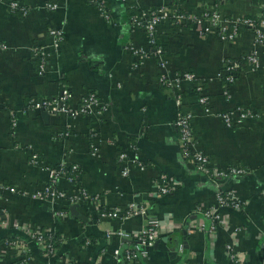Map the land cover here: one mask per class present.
<instances>
[{"label": "crops", "instance_id": "0c3cea01", "mask_svg": "<svg viewBox=\"0 0 264 264\" xmlns=\"http://www.w3.org/2000/svg\"><path fill=\"white\" fill-rule=\"evenodd\" d=\"M10 1L0 2V44L5 46L0 51V187H5L0 190L5 219L0 220V264L14 262L15 251L5 247V239L29 240L13 223L61 236L62 247L50 261L32 247L34 264H115L114 256L135 245L147 219L122 221L101 214L132 203L147 207L160 222V239L147 257L132 264H235L228 244L240 264H263L264 46H256L253 32L244 29L235 40L222 42L198 27L179 29L164 22L158 28L160 56L146 32L132 25V12H148L170 0H94L106 6L110 20L90 0H18L27 7L26 15L12 12ZM48 3L60 8L50 11ZM181 9L192 16L217 10L225 19L258 17L264 14V0H187ZM53 28L64 32L56 49L49 34ZM35 48L49 52L43 73ZM254 50L258 67L246 68L226 93L224 61ZM136 51L145 55L139 64ZM164 71L190 72L204 81L212 112L200 106L191 83L185 82L180 93L163 88ZM63 89L73 96L71 108L94 92L106 109L91 116L26 112L31 98L51 99ZM240 107L259 116L228 128L220 114ZM182 108L193 115L196 147L208 156L212 170L240 166L245 175L215 179L184 160L175 126ZM122 151L129 156L127 176L118 161ZM62 164L80 168L77 185L60 179L66 198L54 204L38 198L49 169ZM163 175L178 186L175 193L158 192ZM78 188L93 199L77 204L73 213L71 198ZM219 191L233 192L241 207H220L223 223L211 232L205 212L216 208ZM57 211L65 218L55 217ZM119 231L128 237H108Z\"/></svg>", "mask_w": 264, "mask_h": 264}, {"label": "built area", "instance_id": "2783aa9c", "mask_svg": "<svg viewBox=\"0 0 264 264\" xmlns=\"http://www.w3.org/2000/svg\"><path fill=\"white\" fill-rule=\"evenodd\" d=\"M123 1L126 2L127 0ZM176 1L178 2V4L175 6L176 8H170L168 4H166L148 12L135 14L132 17V25L137 28H142L146 32L152 47L156 49L157 54L160 56L162 55L163 50L160 44L157 47V43H159L158 28L164 22H169L173 26H177L179 29L190 26L198 27L204 36H216L222 42L233 41L238 37L242 30L248 29L253 32L256 46H264V19H261V16L256 17L260 18L259 21H256L254 17L225 19L217 10H206L199 15L192 16L184 13L181 9L182 4L187 0ZM0 2H2V0H0ZM90 2L97 5L100 13L106 18V20L111 19V14L106 6L99 4L94 0H90ZM9 7L14 13L19 11H21L23 15L28 13L27 7L18 0L10 1ZM46 7L50 11H56L60 8L57 3H48ZM49 34L52 39L53 49L58 48L59 44L63 41L64 32L58 28H53L50 30ZM4 48L5 46L0 44V51ZM34 54L40 59V72L43 73L46 70L49 52L46 48H35ZM135 55L138 64L143 59V57H145V55L138 51L135 52ZM259 63L260 56L257 50H254L251 53H248L236 60H225L224 68L221 74L224 81L225 92H228L227 89L235 84L239 78V75L245 71L246 68H256L258 67ZM161 66L163 69H165L166 63L161 61ZM185 82L191 83L193 85L194 89L199 95L198 103L200 106H202L203 110L206 113L212 112L211 98L207 92L205 82L198 80L194 74L190 72L170 74L169 72L164 71L160 77L161 86L174 89L177 93L182 92V86L185 84ZM72 98L73 96L68 89H63L57 97L51 99L34 97L29 100L26 106V112H42L43 114L49 115L69 114L71 116H77L82 114L91 116L95 114L98 109H106L103 102L94 92H87V94L82 98L81 104L77 109L71 108L69 105ZM176 100L178 106L182 107L180 97H177ZM258 116L259 114L256 112V110L247 107H240L220 114L222 121L228 128H239L247 120L251 118H257ZM192 119V113L187 112L182 108L175 121V126L179 133V143L184 160L197 166L200 171L215 179L245 175L247 171L240 166H233L222 171L212 170L208 156L200 152L196 147V140L192 133L191 127ZM118 161L122 166V174L127 176L129 174L128 153L123 151L120 152ZM33 162L36 164L39 163V157L34 156ZM136 165L143 169V166L140 163H137ZM79 174H81V171L78 166H68L62 164L61 166L49 169L48 182L41 190H39L38 198L53 204L62 198H66L67 193L61 192L58 188L59 180L65 179L70 185L76 186L78 183ZM76 179L77 182L74 183L73 181ZM157 188L161 195H170L178 190V186L173 184L165 175L159 178L157 182ZM3 189H5V187L1 186L0 190ZM76 191L77 192L74 193L75 196L73 195V198H71L72 204L75 205L87 202L90 203L92 201L93 198L86 191L81 190L80 188L76 189ZM223 206L239 208L241 207V204L233 192L219 191L217 195L216 208L211 212H205V216L210 218L212 221L209 228L211 232H215L223 223V216L219 210V208ZM65 214L66 213L64 211H57L54 215L57 218H65ZM101 215L103 217L122 221L128 220L134 216H142L147 219L146 226L143 228L140 235L134 240L135 245L132 248H128L124 256H114L115 264H132L139 258L147 257L149 255L150 249L155 245L157 240L160 239L159 220L151 216L147 207L142 204L132 203L123 210H104ZM0 220L5 219L0 217ZM2 225L5 226L6 221H4ZM12 227L27 235L29 239L25 240L20 237H16L4 240L5 247L15 251L13 264H34L33 246H35L36 250L49 261L57 257L59 250L54 246L53 234L55 233L51 231H44L33 226L22 227L15 223L12 224ZM112 236H118L119 238L128 237L127 234L121 231L114 232L112 234L108 233L109 238ZM226 248L232 261L235 264H240V258L234 251L232 244H228ZM182 251L183 248L181 247L180 252Z\"/></svg>", "mask_w": 264, "mask_h": 264}, {"label": "trees", "instance_id": "16d2710c", "mask_svg": "<svg viewBox=\"0 0 264 264\" xmlns=\"http://www.w3.org/2000/svg\"><path fill=\"white\" fill-rule=\"evenodd\" d=\"M176 4H178V2L176 0H170V2L168 3V6L170 8H176ZM154 9H157V8H154ZM133 16L135 15V12H132ZM261 19H264V14L260 17ZM260 18H256L254 17V19L256 21H259ZM159 46V43H157V47ZM163 88H165L164 86H162ZM80 176V174L78 175V177ZM74 183L77 182V179L73 181ZM53 240H54V246L60 250L61 247H62V241H61V236L59 234H53ZM124 264H128V263H124Z\"/></svg>", "mask_w": 264, "mask_h": 264}, {"label": "water", "instance_id": "95a60500", "mask_svg": "<svg viewBox=\"0 0 264 264\" xmlns=\"http://www.w3.org/2000/svg\"><path fill=\"white\" fill-rule=\"evenodd\" d=\"M79 205L75 204L73 205L70 210L74 213L75 209L78 208Z\"/></svg>", "mask_w": 264, "mask_h": 264}]
</instances>
